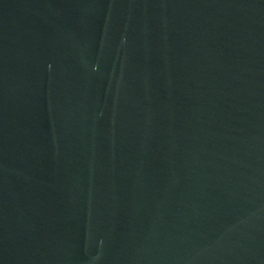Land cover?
Instances as JSON below:
<instances>
[{
	"label": "water",
	"instance_id": "water-1",
	"mask_svg": "<svg viewBox=\"0 0 264 264\" xmlns=\"http://www.w3.org/2000/svg\"><path fill=\"white\" fill-rule=\"evenodd\" d=\"M0 264H264V0H0Z\"/></svg>",
	"mask_w": 264,
	"mask_h": 264
}]
</instances>
